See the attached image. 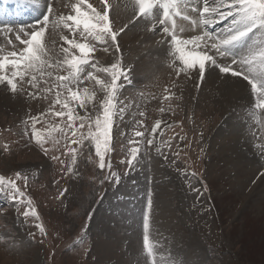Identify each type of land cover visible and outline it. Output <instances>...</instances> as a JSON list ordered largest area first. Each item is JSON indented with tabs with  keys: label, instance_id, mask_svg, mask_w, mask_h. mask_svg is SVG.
Masks as SVG:
<instances>
[{
	"label": "rangeland",
	"instance_id": "374dc122",
	"mask_svg": "<svg viewBox=\"0 0 264 264\" xmlns=\"http://www.w3.org/2000/svg\"><path fill=\"white\" fill-rule=\"evenodd\" d=\"M0 21L16 30L29 27L35 17L29 13L0 17ZM223 24L220 22L215 29L219 30ZM4 26L0 23V29ZM124 33L125 29L118 36V55L114 46L105 53L104 46L99 44L95 54L100 67L120 58L124 67L130 69L131 84L120 94L127 108L115 118V150L110 154L112 171L120 176L118 184L112 180L100 183L108 172L99 169L94 146L88 141L78 148L75 165H71L70 155L63 154L67 141L59 132L53 133L59 144L55 147L51 141L45 144L48 155L36 144L29 117L38 118L36 129L42 132L66 122V117L62 120L48 112L54 98L52 93L45 98L41 92L33 98L27 92H39V88L24 84V91L12 94L0 85V175L13 177L16 172L27 175V187L22 181L17 183L32 198L40 218L25 220L20 215L25 205H17L0 195V264H148L142 254V210L148 211L149 195L152 199L149 234L157 244L158 259L162 257L174 264H264V213L251 206L254 202L247 201L253 187L264 177V139H259L264 136V125L257 130L248 118L251 103L228 107L220 90L210 88L203 93L195 86L191 88L187 77L175 76L172 69L168 70L170 67L163 74L150 68L134 70V61H139L141 54L147 57L146 48L142 43L138 52L144 51L128 61L122 51L127 47L121 43L120 35ZM153 33L159 35L161 31L157 28ZM64 34L71 38L67 30ZM57 38L52 46L54 51L62 43ZM20 47L15 39V48L5 49L18 51ZM213 72L210 68L205 75ZM98 75L108 78L104 73ZM83 86L99 87L88 81ZM170 93L175 95L169 96ZM97 95L102 97L99 91ZM166 96L169 98L165 99ZM59 110V105L53 109ZM80 114L84 115L83 110ZM157 120L161 124L153 135L151 129ZM141 121L142 125L138 123ZM235 122L241 127L242 138L238 143L229 136ZM249 127H254L255 142L249 137ZM135 131L143 132L144 136L135 137ZM248 138L250 141H245ZM129 139L141 141L140 162L134 169L121 163L127 159ZM147 139H153V145H148ZM234 145L235 153L256 158L257 171L251 172L248 167L243 175L245 172L235 170L228 160H220L222 149L225 150L221 156L228 153L235 158V153L231 155L233 149L227 150ZM54 155L65 164L54 161L51 158ZM69 165L72 172H67ZM64 189L67 192L60 196ZM233 190L242 193L241 197L234 196ZM217 198H222L224 207ZM135 211L139 212L136 216ZM38 223H42L46 234H41L36 227ZM99 245L107 249L101 252Z\"/></svg>",
	"mask_w": 264,
	"mask_h": 264
},
{
	"label": "snow or ice",
	"instance_id": "6c2138e0",
	"mask_svg": "<svg viewBox=\"0 0 264 264\" xmlns=\"http://www.w3.org/2000/svg\"><path fill=\"white\" fill-rule=\"evenodd\" d=\"M53 2L0 0V17H21L29 13L35 17V22L29 27L21 26L16 30L9 28L6 21H0L5 24L0 34L4 35L7 44L15 48L9 35L14 32L15 39L21 45L18 51H6L0 47V85L8 88L12 94L24 91V84L33 89L39 88V92H27L33 98L40 96L41 92L45 98L52 93L54 98L48 112L62 120L66 117V122L42 132L36 129L38 118L29 117L32 138L36 144L48 155L49 149L45 144L49 141L53 147L59 144L60 141L53 135L59 132L67 141L63 154L70 155L71 165H75L78 148L88 141L94 146L99 169H107L108 172L100 183L112 180L118 184L120 176L112 171L110 154L115 150V118L127 108L120 100V94L126 85L131 84L130 69L124 67L120 58L106 67H100L95 54L98 44L104 46L102 51L105 53L109 52L111 46L119 52L118 36L127 25L119 31L115 29L114 20L109 14L114 6L109 0H101L102 7L99 10L89 0H74L63 5L70 8L68 14L57 13ZM133 8L134 19L142 18L149 25L148 31L154 32L159 28L165 37H170V40L165 41L168 43V66L175 76L183 74L190 77L196 73L203 81L206 71L214 67L221 74L242 78L250 86L252 97L247 116L257 130L264 125V0H133ZM220 22H224L223 27L216 30L215 26ZM64 30L71 34V38L64 34ZM185 32L198 34L185 37ZM53 35H58L62 41L58 51L49 47ZM98 73H104L108 78L102 79ZM85 81L99 86L98 89L82 87ZM41 84L45 87L41 88ZM98 91L102 97L97 95ZM56 105L60 106L59 111H53ZM80 110H83L84 115L80 114ZM138 123L142 125V121ZM160 124V120L155 122L151 129L153 135ZM134 136L143 137L144 133L135 131ZM260 139H264V136ZM140 143L135 139L128 140L130 147L127 159L121 163H126L130 169L140 162ZM153 143V139H147L148 145ZM51 158L65 164L57 155ZM71 165L67 166V172L73 171ZM18 180L27 187L28 177L21 172L14 173L13 177L0 175V195L17 205H25V210L20 213L25 220L32 217L39 221L32 198L26 196ZM66 192L67 189H64L60 196ZM151 208L152 199L149 195L148 211L142 217V254L148 264H174L162 257L158 259L157 244L150 239L149 234ZM36 227L41 234H46L42 223Z\"/></svg>",
	"mask_w": 264,
	"mask_h": 264
},
{
	"label": "bare ground",
	"instance_id": "6f19581e",
	"mask_svg": "<svg viewBox=\"0 0 264 264\" xmlns=\"http://www.w3.org/2000/svg\"><path fill=\"white\" fill-rule=\"evenodd\" d=\"M70 2H74V0H58V2H57V0H54V2H53L54 10L57 13L63 12L64 14H68L71 11L70 8L63 7V5L68 4ZM89 3H92L93 6L96 7L98 10L101 9V7H102L101 0H89ZM109 3L114 6L112 9H110L109 14H110V17L113 18V20H114L115 29L117 30L123 24L127 25V27L125 28L126 33L120 35L121 41H122L121 43L122 44L125 43V45L127 46L125 49L122 50L123 53L127 56L126 59L128 61H130V60L134 59L133 56H137V55L139 56L140 52L144 51V50H140V52H138V48H139V46H141L142 43H143L144 47L146 48L145 52H146L147 57H144L141 54L139 61H134V66H135V67L133 66L134 70L137 71V70H140L142 68H144V69L150 68V70L156 71L160 74L166 73L165 71H167V69L169 67L168 66L169 58L167 55L168 43L165 41L170 40V37H165L162 32L159 35L158 34L156 35L152 31L147 30L149 25H146L145 21L142 18L134 19L133 0H109ZM142 28L146 29V32H142L143 31V30L141 31ZM195 34H198V33H196V32H185L183 35L185 37H187L189 35H195ZM9 35H10V38L12 40V43L15 45V34H14V32L9 34ZM57 37L59 38L58 35H53L52 39L49 40V47L50 48H52V46H53V40L55 41V39ZM135 42H136V44H135ZM127 43H129V44L127 45ZM9 46H11V45L7 44L4 35L0 34V47L6 48ZM122 48H124V45L122 46ZM134 53H136V55H134ZM115 55H118L117 52ZM112 56H114V55H112ZM151 56L156 57V59H151L150 58ZM163 59L168 60V61L165 63V62H163ZM130 65H132V64H130ZM170 69L171 68H169L168 70H170ZM212 69L214 70V72L212 74L205 75L203 81H200L198 74H196V73H193L190 77L186 76L188 86L191 88L195 86L197 88V90H200L203 93H205L210 88H216V89L220 90L224 94V103H226L227 104L226 106H228V107H230V105H232V107L235 108L236 106H238L241 103H243V104L247 103L248 104V103L252 102V97L250 94V86L247 84V81H244L242 78L232 77L230 75L221 74L219 72V69H217V68L213 67ZM197 85H199V87H197ZM193 95H194V93H193ZM244 119H245V117H244ZM238 122H235L232 124V126L230 128V135H229L230 140L235 141L236 143L240 142V139L242 138L241 133H240L241 127H240V124ZM249 128H248V133L250 134L249 137H251L252 140L254 141L253 131H252V129L254 127H251L250 131H249ZM260 140L262 141L263 139H260ZM245 141H250V140L248 138V140H245ZM262 142H264V140ZM262 142H261V144H263ZM244 146H246V145H244ZM236 148H237V146L234 145V147L233 146H232V148L229 147L227 150L233 149L231 151V155H232L233 153H235ZM239 148L240 147H238V149ZM224 150L225 149H222L221 153ZM259 150H260V148H259ZM261 151H263V150H261ZM251 153L253 154L254 152H251ZM220 154L218 157L220 158L221 161L228 160V163L229 164L231 163L232 167H234L235 170L237 169V171H244L245 173H241L243 175L247 174L246 168H248V167L250 169L249 171H251V172L258 170L257 166H259L258 165L259 163L256 160V158L255 159L253 157L249 158L243 152L235 153L236 155H235V158L233 157L234 159L230 155H228V153L224 157L221 156ZM258 160H259V158H258ZM236 183L239 184L238 182H236ZM233 192H235L234 196H236V197L239 196V198L241 197L240 194H242V193H240V192L238 193V191H234V190H233ZM231 193H232V191H231ZM246 198L247 197H244V201H246ZM217 199H218L221 207H224L225 203L221 202L222 198H217ZM247 201L254 202L253 204H251V206L252 205L256 206L257 209L258 208L260 209L259 210L260 212L264 213V177H261L260 181L258 182V184L256 185L255 188L253 187L251 195L248 197ZM137 206L135 205L134 208H137ZM251 210H253V208ZM138 213L135 211V216ZM144 213H145V211L142 210V214H144ZM165 213H166V211H165ZM258 217H259V215H258ZM99 247H101L100 248L101 252H103L104 248L107 249V246L102 247V245H99Z\"/></svg>",
	"mask_w": 264,
	"mask_h": 264
}]
</instances>
